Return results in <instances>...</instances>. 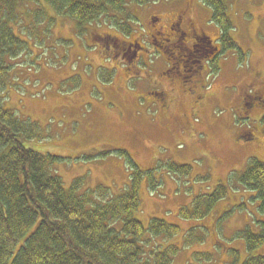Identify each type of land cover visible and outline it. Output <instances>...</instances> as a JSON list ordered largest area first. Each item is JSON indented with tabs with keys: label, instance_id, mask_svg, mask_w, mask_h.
I'll use <instances>...</instances> for the list:
<instances>
[{
	"label": "rangeland",
	"instance_id": "374dc122",
	"mask_svg": "<svg viewBox=\"0 0 264 264\" xmlns=\"http://www.w3.org/2000/svg\"><path fill=\"white\" fill-rule=\"evenodd\" d=\"M222 2L223 17L230 24L226 34L236 47L221 41L224 28L215 23V15L203 0H160L133 6L137 21L132 22V29L136 34L138 27L144 31L130 40L141 42L140 49L135 44L125 54L132 63L137 57L142 69L153 75L164 70L166 63L160 50L153 54L154 47L147 54L153 55L146 56L149 33L161 37L179 15L183 16L184 7L185 21H193L194 31L202 27L220 46L212 59L214 64H204L192 79L163 73L172 84H168L171 89L178 84L181 89L175 95L167 93L159 109V100L157 108L151 109L152 101L157 100L154 88L148 90L140 77L125 73L122 60L128 63V59L122 58L119 63L109 59L102 42L91 34L80 33L66 17L59 20L61 16L47 14L37 24L38 13L45 6L43 1L22 6V20L14 26V32L26 44L17 60L21 64L12 73L5 106L16 108L19 118H29L36 127L38 138L31 139L28 146L57 157L59 160L53 161L52 166L63 189L67 191L79 179L80 188L72 191L85 195L91 204L124 193L134 170L128 165L138 167L143 179L135 218L145 227L153 218L155 223L164 220L180 229L163 243L160 236L144 242V250L151 251L156 244L162 249L176 246L174 264H241L260 251L249 254L244 238L247 234H261L264 215L255 212V193L243 189L237 175L248 167L252 156L264 161V122L260 119L264 103L248 110L250 121L241 126L234 114L237 111V116L245 115L236 107L246 91L263 88L264 0ZM152 16L156 19L152 20ZM93 25V31L101 35L110 32L124 38L115 24ZM159 26L164 30L157 34ZM177 28L186 31V24L181 22ZM114 43L120 47L125 42L115 39ZM217 69L218 75L213 79ZM143 76L146 77L144 73ZM159 80L160 85L164 80ZM242 133L248 134L249 139L240 138ZM184 168L189 175H183ZM149 182L154 190L148 188ZM216 184L221 187L220 193H225L209 213L210 205H206L201 207L206 215L198 220H185L178 215V209L189 206L194 198L203 204L205 199L217 196L211 191ZM98 187L106 189L108 195L95 196ZM148 238L149 233H145L143 239ZM145 257L151 260L150 254Z\"/></svg>",
	"mask_w": 264,
	"mask_h": 264
},
{
	"label": "trees",
	"instance_id": "16d2710c",
	"mask_svg": "<svg viewBox=\"0 0 264 264\" xmlns=\"http://www.w3.org/2000/svg\"><path fill=\"white\" fill-rule=\"evenodd\" d=\"M34 1L0 0V264H174L173 257L178 251L176 246L169 245L162 249L156 244L153 250H144V242L160 236L163 243L164 240L176 236L180 229L164 220H156L155 223L153 218L145 229L135 218L134 212L137 211L139 202L138 189L143 179V173L138 167L128 165L134 170L122 195L109 201L105 199L102 203L92 201L91 204L85 195L74 194V191L80 188L79 179L75 180L67 191L63 189V185L58 182L59 176L51 165L58 158L28 146L31 139L38 138L36 127L29 118H19L16 108H6L7 88L16 66L21 64L17 63V60L25 51L26 44V40L14 32V26L22 20V6ZM41 1L45 6L43 11L38 13L40 17L37 24H41L42 18L47 14H55L61 16L59 20L68 18L72 21L73 28L83 35L91 34L96 38L100 32L93 31V23L101 25L100 20H103L108 26L115 24L120 30L118 32L124 35V40L128 41L129 35L138 38L142 34L140 27L136 29L139 30L138 34L132 29L131 22L136 20L133 6H144L160 0ZM203 3L212 10L215 23L224 28V34L220 33L223 40H220L235 47L226 34L230 24L227 25L223 17L225 15L222 0H203ZM49 10L55 12L50 13ZM177 20L178 17L165 32L176 30ZM161 29L162 26L157 27L156 33L159 34ZM105 35L110 36V33ZM198 38L208 41V36L202 30L198 32L196 39ZM112 39L113 37H110L111 41ZM151 39L161 54L168 57L167 54L173 52L168 50V45L159 38L152 35ZM135 44L140 47V43L133 40L132 47ZM112 48L115 53L119 52V49ZM121 51L122 54L125 53V50ZM199 56H185L189 57L185 62L188 65L186 68H189L194 60H200ZM31 61L32 58L29 59V62ZM133 65L130 64L131 68ZM241 107L242 111L249 110L246 104H240L236 109ZM262 121L264 122V115ZM241 137L244 141L249 139L248 134L242 133ZM250 160L248 167L237 176H240L239 182L243 189L255 193V212L260 211L264 215V162L256 158ZM183 172V175H189L188 169L184 168ZM148 188L154 190L153 183L149 182ZM220 188L218 184L211 188L212 194L216 193L217 196L211 200L205 199L203 204L194 198L189 207L182 206L178 209V215L185 220H198L202 215H206L214 203L222 199L225 192L220 193ZM94 195L100 198L108 195V191L98 187ZM206 205H210L207 212H201V207ZM182 210L187 213L183 215ZM217 219L218 213H215L214 222ZM145 233L150 235L148 240L143 239ZM263 239L264 227L261 234L246 235L244 241L249 254L260 249L257 255L261 256H247L241 264H264ZM47 249H50V252ZM232 251L236 252L234 249ZM148 254L151 260L145 257Z\"/></svg>",
	"mask_w": 264,
	"mask_h": 264
},
{
	"label": "flooded vegetation",
	"instance_id": "af4514ba",
	"mask_svg": "<svg viewBox=\"0 0 264 264\" xmlns=\"http://www.w3.org/2000/svg\"><path fill=\"white\" fill-rule=\"evenodd\" d=\"M186 8L182 10L183 16H178V20L176 21V32H168L166 31L163 35L161 34V37L159 39L164 44H167V49L171 50L173 52H169L168 57L166 56L167 65L165 69L157 72L156 75H153L152 73L148 71H141L145 72L144 77L142 73L140 72V68L136 70V73L139 76L144 77V81H147V83L150 84V86H154L155 84L160 83L159 79H162L165 82H169L168 78H164L163 73H173L174 76H177L179 78H182L186 80L187 78L192 79L194 76H197V74L203 69L204 64H207V62L212 57L213 53L215 52L214 47H212L211 41L208 39L198 40L196 39V36H198V31H194V26L192 24L193 21L189 20V22L185 21V15H186ZM181 22L186 24V31L178 30V26L181 24ZM200 35V34H199ZM150 37V43L152 42V34L149 33ZM122 46L120 48L122 50H125V53H128L130 49L132 48L130 41H124ZM153 44V43H152ZM208 45L210 46L208 48ZM131 47V48H130ZM123 53V57L128 59L127 61L129 64L132 63L130 61V56H126V54ZM202 54V55H201ZM190 57L193 56H199L198 59L200 60H194L189 68H186L188 65L187 60L188 58H185V56ZM143 62H145L143 59H141ZM137 58L135 59L134 63H137ZM249 99L248 101H245ZM259 103H264V89H262L260 92H257L255 95L249 96L247 98L245 95L241 98L240 104H246V106L249 108V110L253 109L254 106L259 105ZM241 108H238V111H241ZM246 113L247 111H243Z\"/></svg>",
	"mask_w": 264,
	"mask_h": 264
},
{
	"label": "bare ground",
	"instance_id": "6f19581e",
	"mask_svg": "<svg viewBox=\"0 0 264 264\" xmlns=\"http://www.w3.org/2000/svg\"><path fill=\"white\" fill-rule=\"evenodd\" d=\"M108 223V222H107Z\"/></svg>",
	"mask_w": 264,
	"mask_h": 264
}]
</instances>
